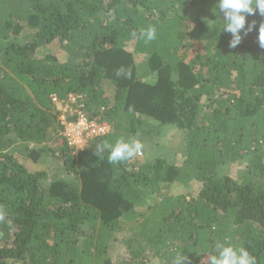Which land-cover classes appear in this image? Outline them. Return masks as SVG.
I'll return each mask as SVG.
<instances>
[{
	"label": "trees",
	"instance_id": "1",
	"mask_svg": "<svg viewBox=\"0 0 264 264\" xmlns=\"http://www.w3.org/2000/svg\"><path fill=\"white\" fill-rule=\"evenodd\" d=\"M217 3L0 0V264H264V16L232 48ZM54 95L110 131L71 144Z\"/></svg>",
	"mask_w": 264,
	"mask_h": 264
},
{
	"label": "clouds",
	"instance_id": "2",
	"mask_svg": "<svg viewBox=\"0 0 264 264\" xmlns=\"http://www.w3.org/2000/svg\"><path fill=\"white\" fill-rule=\"evenodd\" d=\"M218 10L223 13L222 30L231 34L229 47L235 48L241 42V32L245 34L255 27V22L248 24L245 29L246 18L259 12L264 16V0H218ZM136 36V33H133ZM140 38L150 42L156 38V29L153 26L141 29ZM259 44L264 48V23L259 26ZM119 75V72L117 73ZM108 152L109 163H118L142 154L143 144L137 139L116 141L115 144L105 143L97 146V152ZM4 220V213L0 211V221ZM210 264H257L256 257L250 254L245 247H235L230 243H218L215 254L208 256ZM186 256L181 253L173 258L172 264H185Z\"/></svg>",
	"mask_w": 264,
	"mask_h": 264
},
{
	"label": "rangeland",
	"instance_id": "3",
	"mask_svg": "<svg viewBox=\"0 0 264 264\" xmlns=\"http://www.w3.org/2000/svg\"><path fill=\"white\" fill-rule=\"evenodd\" d=\"M50 47V46H49ZM59 47V43H54L52 45V47H50V51H57ZM47 49H49L48 47L46 48H42L41 50L46 51ZM58 55L60 57L63 58V54L61 52L58 51ZM141 58H139V60H141ZM142 71V70H141ZM73 101H75L74 98H72V100L66 101V102H58L57 104V110L59 111V117L63 119L64 124L66 125V133L67 132V125L69 126V122H72L71 117L75 115V113H78L79 110L78 109H74L71 107ZM160 129V128H159ZM71 130V128H70ZM149 131V136L150 137H155L158 133V127L156 126H152V128ZM161 141V140H160ZM77 145L78 148H83L86 143H87V138L85 137H81L80 139H76V141H74ZM241 168V167H239ZM199 189V184L196 181H191L188 182L186 185H184L181 188H176L175 186H172L171 189L168 188V191H170L172 194L178 195V194H183V193H190V192H197V190Z\"/></svg>",
	"mask_w": 264,
	"mask_h": 264
},
{
	"label": "built area",
	"instance_id": "4",
	"mask_svg": "<svg viewBox=\"0 0 264 264\" xmlns=\"http://www.w3.org/2000/svg\"><path fill=\"white\" fill-rule=\"evenodd\" d=\"M52 99L54 102H59L55 95ZM78 114H80L78 120L69 122L71 124H69V126L67 125V137L71 144L76 145L74 141H76V139H80L81 137H85L88 140L90 137L103 135L110 131L109 124H100L94 120H89L87 114H83L80 110Z\"/></svg>",
	"mask_w": 264,
	"mask_h": 264
}]
</instances>
